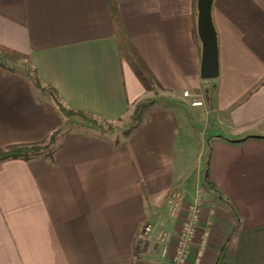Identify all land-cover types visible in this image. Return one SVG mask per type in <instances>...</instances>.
<instances>
[{"label":"crops","instance_id":"obj_1","mask_svg":"<svg viewBox=\"0 0 264 264\" xmlns=\"http://www.w3.org/2000/svg\"><path fill=\"white\" fill-rule=\"evenodd\" d=\"M113 4L168 93L127 135L65 117L27 72L70 109L129 120L151 91L120 59ZM211 16L219 71L202 79L196 0H0V44L30 58L0 66V147L58 131L51 159L0 161V264H168L135 234L167 215L173 192L170 247L179 213L200 208L185 264L207 221L201 264L223 244L229 264H264V0H213Z\"/></svg>","mask_w":264,"mask_h":264},{"label":"trees","instance_id":"obj_2","mask_svg":"<svg viewBox=\"0 0 264 264\" xmlns=\"http://www.w3.org/2000/svg\"><path fill=\"white\" fill-rule=\"evenodd\" d=\"M111 14L114 20L115 25V38L117 43V49L119 52L120 59L127 62V64L131 67L132 71L143 85L146 90L155 91L156 86L162 87L142 56L139 54L138 50L135 48L134 44L130 40L129 36L127 35L126 31L122 27V24L119 19L118 11L113 4L111 6ZM0 53L2 55L3 60L0 61V66L7 67L11 69V66L6 64V61L11 63H16L20 60H26L30 62V58L28 55L19 52L17 50L11 49L3 44H0ZM27 72L33 79V83L35 86L39 87L43 90L55 103L58 110L67 118H71L72 116H80L81 118L99 125V126H106L108 130H111L112 127L109 125V122L103 121V124L99 122L95 117L91 114L80 111V110H73L66 107L60 100V96L55 88L44 85L37 77V74L34 69H30L27 67ZM145 100H139L134 107V110L130 116V124L127 128L124 129L123 134L127 135L130 131L137 125L141 118V114L143 108L145 106ZM58 135V131H53L52 134L49 136V139L44 144H12L5 147H0V161H6L11 159H23L29 160L33 157L38 156H45L52 158L53 154V147L54 141ZM203 187L205 189H211L215 194H217V190L213 188L211 183L207 180L205 175ZM223 248L224 244L220 247L217 260L213 264H218V262L223 258Z\"/></svg>","mask_w":264,"mask_h":264},{"label":"built area","instance_id":"obj_3","mask_svg":"<svg viewBox=\"0 0 264 264\" xmlns=\"http://www.w3.org/2000/svg\"><path fill=\"white\" fill-rule=\"evenodd\" d=\"M184 97H191L187 91L183 92ZM192 105H201V101L196 97L191 101ZM181 194L173 192L168 200V212L158 223L145 222L135 234L136 241L142 245L151 244L156 250L159 257L170 260V264H185L187 255L193 244V240L197 233L200 219V208L196 203L190 204L188 207L186 219L179 227L176 240L171 246V220L176 217L180 210ZM215 209L209 210V216L214 215ZM210 222L207 221L206 229L201 231L198 245L194 251L192 264H201L204 252L207 247L209 238ZM172 248V250H171Z\"/></svg>","mask_w":264,"mask_h":264},{"label":"water","instance_id":"obj_4","mask_svg":"<svg viewBox=\"0 0 264 264\" xmlns=\"http://www.w3.org/2000/svg\"><path fill=\"white\" fill-rule=\"evenodd\" d=\"M213 0H196V33L201 44L199 75L202 79L218 76L217 35L211 16Z\"/></svg>","mask_w":264,"mask_h":264},{"label":"rangeland","instance_id":"obj_5","mask_svg":"<svg viewBox=\"0 0 264 264\" xmlns=\"http://www.w3.org/2000/svg\"><path fill=\"white\" fill-rule=\"evenodd\" d=\"M3 60V58H2V55H1V53H0V61H2ZM6 64L7 65H16V63L15 64H13V63H11V62H8V61H6ZM18 68H21V66H17ZM151 92H149V97L148 98H143V99H141V100H145L146 102H145V105L147 104V103H152V102H155V101H159V99H161V98H165V99H167V97H168V93L165 91V90H163L162 88H160V87H157L156 86V88H155V91H152V90H150ZM99 122H101V124H103V121H99ZM125 122V123H124ZM124 122H121V123H119V122H115V123H112V122H109V125L112 127V129L111 130H115V129H117V127H118V130L123 134V131H124V129L125 128H127V126H129V124H130V118H129V120H127V121H124ZM116 124V125H115ZM104 125V124H103ZM102 127H105L106 128V126H102ZM107 129V128H106ZM124 135V134H123ZM167 210H168V208H167ZM187 211H188V208L186 209V214H185V217L183 218L182 216H183V213L182 212H180L179 213V218H181V222H183L185 219H186V215H187ZM168 212V211H167ZM211 216H213V215H211ZM183 218V219H182ZM180 222V223H181ZM171 224V223H170ZM181 226V225H180ZM210 236V235H209ZM208 241H209V238H208V240H207V247H208ZM207 247H206V249H207ZM206 251V250H205ZM220 262H226V263H224V264H229V262L228 261H225V259H224V256H223V258L220 260ZM168 264H170V260H169V262H168ZM218 264H219V262H218Z\"/></svg>","mask_w":264,"mask_h":264}]
</instances>
